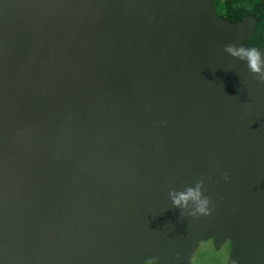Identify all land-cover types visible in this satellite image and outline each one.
<instances>
[{
  "label": "water",
  "instance_id": "1",
  "mask_svg": "<svg viewBox=\"0 0 264 264\" xmlns=\"http://www.w3.org/2000/svg\"><path fill=\"white\" fill-rule=\"evenodd\" d=\"M214 2L0 0V264H264V83L224 50L257 19Z\"/></svg>",
  "mask_w": 264,
  "mask_h": 264
},
{
  "label": "clouds",
  "instance_id": "2",
  "mask_svg": "<svg viewBox=\"0 0 264 264\" xmlns=\"http://www.w3.org/2000/svg\"><path fill=\"white\" fill-rule=\"evenodd\" d=\"M225 52L231 57L245 61L250 72L255 74L261 83H264V55L255 48H245L244 46H236L235 44L225 45ZM228 176L225 174V179ZM203 181L195 184L194 187H187L183 191L172 190L170 198L173 206L182 210L191 209L190 212L182 211V216L190 215L193 217L207 216L210 214L209 198L204 196Z\"/></svg>",
  "mask_w": 264,
  "mask_h": 264
},
{
  "label": "trees",
  "instance_id": "3",
  "mask_svg": "<svg viewBox=\"0 0 264 264\" xmlns=\"http://www.w3.org/2000/svg\"><path fill=\"white\" fill-rule=\"evenodd\" d=\"M218 13L231 20L239 21L243 16L251 14L257 23L253 34L244 40L256 49L264 45V3L262 0H217L215 5Z\"/></svg>",
  "mask_w": 264,
  "mask_h": 264
},
{
  "label": "rangeland",
  "instance_id": "4",
  "mask_svg": "<svg viewBox=\"0 0 264 264\" xmlns=\"http://www.w3.org/2000/svg\"><path fill=\"white\" fill-rule=\"evenodd\" d=\"M214 1L216 2L217 0H214ZM215 2H214V3H215ZM207 238H208V237H207ZM205 240H206V239H205ZM205 240H201V241L199 242L198 247H197V248L194 250V252H193V256H192V258H191L189 264H227V262H228V264H229L228 259L225 261L223 255H222V259L220 258V255L217 256L216 258H214V259H213L214 262H211V261H209L208 259H205V258H207L208 256H207V253H206L204 250H202V248L205 249V250H207V251L212 252L211 246H210L209 244H206V243H205ZM226 240H228V239H226ZM210 241H211V240H210ZM230 241H231V240H230ZM228 253H229V252H228ZM230 255H231V254H230ZM229 260H230V258H229ZM143 264H154V260H153V258L149 255V256L146 258V260L143 262Z\"/></svg>",
  "mask_w": 264,
  "mask_h": 264
},
{
  "label": "flooded vegetation",
  "instance_id": "5",
  "mask_svg": "<svg viewBox=\"0 0 264 264\" xmlns=\"http://www.w3.org/2000/svg\"><path fill=\"white\" fill-rule=\"evenodd\" d=\"M222 1H225V0H222ZM263 3H264V1H263ZM215 5H216V2L214 3V7H215ZM217 13H218V11H217ZM205 243L209 244L211 246V249H212V252H210V251H207V250L202 248V250H204L208 256L205 259H208L209 261L214 262V260H213L214 258H216L217 256L220 255V258L222 259V255H223L225 261L227 259L229 261L230 254L232 251V242L229 239L224 240V241L223 240L217 241L214 236H208V238H206V240H205ZM227 264H228V262H227Z\"/></svg>",
  "mask_w": 264,
  "mask_h": 264
}]
</instances>
